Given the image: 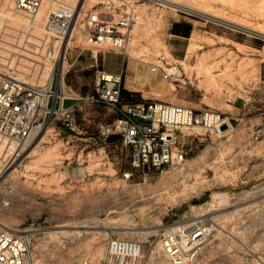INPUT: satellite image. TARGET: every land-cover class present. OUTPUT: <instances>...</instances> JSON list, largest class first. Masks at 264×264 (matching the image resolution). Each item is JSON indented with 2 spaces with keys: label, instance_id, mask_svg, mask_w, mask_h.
Returning a JSON list of instances; mask_svg holds the SVG:
<instances>
[{
  "label": "rangeland",
  "instance_id": "obj_1",
  "mask_svg": "<svg viewBox=\"0 0 264 264\" xmlns=\"http://www.w3.org/2000/svg\"><path fill=\"white\" fill-rule=\"evenodd\" d=\"M96 1L90 0L89 5ZM178 1L236 23L264 26V0ZM14 4L15 0H0V76L12 75L30 84L52 81V87L62 76L64 93L91 91L96 68L91 54H98L99 63L98 51L108 46L78 39L63 45L61 54V44L37 31L35 20L16 10ZM123 52L135 66L126 76L128 85L144 83V94L151 99L215 110L229 117L231 129L223 134L201 132L191 142L185 135L186 167L145 178L136 172L124 181L122 172L129 169L128 150L106 145V139L98 137L97 122L76 116L78 124L85 123L83 127L93 132L88 149H100L94 159L96 165L105 162L98 172L87 168L91 180L84 190L89 189L91 196L85 200L62 199L68 192L79 191L68 177L83 171L77 167H82L84 158L67 155L71 165L63 173L53 167L65 155L55 152L57 148L83 143L76 138L79 135L62 131L55 134L54 124L37 146L32 147L30 141L22 151H18L21 142L0 135L15 143L14 148L0 150V221L11 229L32 233L34 264H81L84 258L90 259V264H99L108 236L139 241L144 252L141 264H171L156 242L172 224L196 220L214 228L249 226L245 235L252 233L255 264H262L264 38L198 13L159 6L143 9V17L132 29ZM159 52L169 63L178 65V80L171 82L142 63L154 60ZM49 56L55 62L45 73ZM210 74L220 84L213 83ZM130 99L140 97L133 95ZM12 158L14 164L3 172ZM13 166L17 170L10 173ZM8 183L13 194L4 205L8 197L3 187ZM213 201L216 203L211 206Z\"/></svg>",
  "mask_w": 264,
  "mask_h": 264
},
{
  "label": "built area",
  "instance_id": "obj_2",
  "mask_svg": "<svg viewBox=\"0 0 264 264\" xmlns=\"http://www.w3.org/2000/svg\"><path fill=\"white\" fill-rule=\"evenodd\" d=\"M89 3L90 0H15L14 7L35 20L42 35L50 36L61 46L63 42L81 39L123 52L132 29L143 17V9L164 6L157 0ZM40 12L43 16L38 19ZM142 63L171 82L180 76L178 65L169 63L160 52L155 53L154 60H142ZM121 83L122 74L99 66L94 70L92 89L85 94L64 93L62 76L53 89L52 81L30 84L3 74L0 76V135L17 143L30 142L41 130L58 122L74 132L78 129V107L76 104L63 105L65 99L103 105L118 115L98 125V137L105 140L115 136L128 148L129 169L122 172V180L127 181L136 172H141L145 178L151 173L162 174L186 167L185 135L191 142L201 132L223 134L232 127L228 116L210 108L196 109L158 99L123 101ZM18 165L21 167L20 163ZM14 170L16 166L10 173ZM3 189L8 197L3 204L8 205L13 188L8 183ZM246 229L249 226L218 225L214 228L205 222L176 224L164 231L156 244L171 264H255L251 249L253 236L249 232L245 235ZM32 237L29 230H10L0 221V264H34ZM143 255L139 241L108 236L98 261L99 264H141ZM90 262L84 258L81 264Z\"/></svg>",
  "mask_w": 264,
  "mask_h": 264
},
{
  "label": "crops",
  "instance_id": "obj_3",
  "mask_svg": "<svg viewBox=\"0 0 264 264\" xmlns=\"http://www.w3.org/2000/svg\"><path fill=\"white\" fill-rule=\"evenodd\" d=\"M98 53H99V58H98L99 63L97 62L98 54L96 53L91 54V58H93V61L95 63L94 66H99L112 73L122 74V83L120 86L121 89L123 90L122 99H130L133 95L140 97V100L151 99V98H148L150 96H147L144 94V91H143L144 83H140V84L138 83V86H130L126 83V76H128V72L134 70L135 68L134 63L130 58H128L123 52H119L113 49L100 50L98 51ZM79 55L80 53L77 54V56ZM69 88L71 87L69 86ZM53 89H55V85L53 86ZM85 93L74 92V94H85ZM49 101H50V104H52L54 101L53 97H51ZM72 104H76L78 107L76 111V116L78 118L84 119L86 120V122H89V121L97 122L98 125L104 122H109L118 115L116 111L110 110L103 105H86L74 99H65L63 101V105L67 106V105H72ZM82 124L83 125L78 124V129L77 131H74V133L79 135L76 138H79V140L81 139L83 143L79 141L77 145L73 144L69 146H64V145L59 146L57 150L55 151V152H59L60 154H65L63 156L64 158H62V161H60L59 163L55 162L53 165V167L58 169L61 173L69 169L71 165V160H68L67 155H70L69 157H71L76 154L77 157L81 156L82 158H84L82 167H77V169L80 168V169H83V171L80 172L79 170L76 172H72V175L68 177L70 183L72 181V183L75 185H78L80 189L79 191H76V192H71V193L68 192L64 194L62 197L63 200H66V199L85 200L89 198L91 196L90 190L89 189L84 190V187L89 185L90 180H91L90 178L91 172L90 171L88 172L87 168L93 167V170L98 172L97 169L99 170L100 167L103 168V165H105L104 161L102 165H96L97 161L94 159L97 158L96 155H97V152L100 153L99 151L100 149L99 150L88 149L89 144L87 143L90 142L91 140L90 138L93 132L83 127V126H86L85 123H82ZM52 128L54 132H56L55 134H59L60 131H62L63 134H68V135L73 134L72 131L65 129L60 122L56 123V125L52 126ZM106 145H109V146L120 145L122 148L125 147L121 144L120 140L115 136L107 138ZM126 150H128V148H126ZM89 155H91L92 159L90 158ZM76 175L77 176L79 175V176L77 177ZM102 178L105 179V177H102Z\"/></svg>",
  "mask_w": 264,
  "mask_h": 264
},
{
  "label": "bare ground",
  "instance_id": "obj_4",
  "mask_svg": "<svg viewBox=\"0 0 264 264\" xmlns=\"http://www.w3.org/2000/svg\"><path fill=\"white\" fill-rule=\"evenodd\" d=\"M157 1H159L161 4H163L164 6H168V7H173V8H177V9H181V10H184V11H187V12H190V13H198V14H200V15H202V16H205V17H207V18H210V19H214V20H216V21H219V22H221L222 24H225V25H227V26H231V27H234V28H237V29H240V30H243V31H245V32H247V33H251V34H255V35H257V36H260V37H262V38H264V26H262L261 24L260 25H251V26H248V25H243L242 23L240 24V23H236L235 21H232V20H229V19H225V17L224 18H222V17H218L217 15H216V13H213V12H208V11H206L205 9L204 10H201V9H198L197 7H195V6H192V5H189V4H187V3H184V2H182V1H178V0H157ZM16 16L17 15H14V17L13 18H15V19H17L16 18ZM42 16H43V12H40V14H38V16H37V18L39 19H41L42 18ZM227 18V17H226ZM230 18V17H229ZM14 20V19H13ZM17 20H19V18L17 19ZM28 20V19H27ZM16 21V20H15ZM25 21V23H26V19H23V22ZM18 22H20V21H18ZM35 22V21H34ZM34 24V23H33ZM35 28V27H34ZM39 29H37V31H38ZM39 33V32H38ZM191 38H193V37H190V39ZM21 39H22V36L19 38V41H21ZM194 39V38H193ZM191 42H193V40L191 41ZM192 44V43H191ZM27 45V44H26ZM63 45H65L64 44V42L62 43V46L60 47V53L62 54V50H63ZM190 45V44H189ZM58 47V46H57ZM239 47V46H238ZM192 48H194V47H192ZM240 48V47H239ZM52 49V48H51ZM54 49V48H53ZM191 49V46H188V50H190ZM55 50V49H54ZM54 50H53V54H54ZM240 50V49H239ZM64 51V50H63ZM191 51V50H190ZM55 52H57V50H55ZM192 53V52H191ZM54 56H55V54H54ZM47 63H46V66H48V67H44V72L45 73H48V71H49V69L51 70L52 69V67H53V65H54V62H55V58L53 57V56H49V57H47ZM64 67V66H63ZM42 73V72H41ZM45 73H42V74H45ZM50 73V72H49ZM14 74H18V73H14ZM47 74H45V76H46ZM210 77H211V81L213 82V83H215V84H217V82H219L218 80H217V78H216V76L215 75H213V74H210ZM48 78H51V73H50V75H49V77ZM50 81V80H49ZM219 84H220V82H219ZM46 131H47V129H45V130H41L39 133H38V135L36 136V138H35V140H33L32 142H31V146L32 147H34V146H37V144H38V142H40L43 138H44V135H45V133H46ZM27 142H29V141H26V142H23L22 143V145L18 148V151H22V150H24V148H25V146H26V143ZM15 147V143L14 142H8L5 138H1L0 137V150H2V148L5 150V149H10V148H14ZM32 151V150H31ZM4 154H6V153H4ZM1 155V154H0ZM3 155V154H2ZM6 159V158H5ZM8 159H10V158H8ZM14 160H15V158H12L10 161H9V163L8 164H6V166L4 167V171L3 172H5V171H7V170H9L11 167H12V165L14 164ZM4 161V160H3ZM18 167H19V165H18ZM10 174V173H9ZM8 174V175H9ZM139 195V194H138ZM131 196V195H130ZM144 196V195H143ZM132 197V196H131ZM134 197V196H133ZM132 197V198H133ZM136 197V196H135ZM137 198H138V196H137ZM145 198V197H144ZM125 200H126V197H125ZM134 200V199H133ZM137 201V200H136ZM120 202H122V201H120ZM112 203H114V202H112ZM124 203V202H123ZM126 203V202H125ZM129 203H130V201H129ZM135 203V202H134ZM215 201H213V203H211V206L213 205H215ZM119 204V203H118ZM122 204V203H121ZM131 204V203H130ZM135 205V204H134ZM121 206V205H120ZM119 205L118 206H116L115 205V208H121ZM129 207V206H128ZM134 207V206H133ZM132 208V207H131ZM114 209V208H113ZM116 210V209H115ZM199 220V219H198ZM196 222H199V221H197L196 220ZM193 223H195V221H190V222H187V223H183L182 225H191V224H193ZM5 226V225H4ZM174 226H176V224H172L171 226H170V228H173ZM6 228H8V229H10V230H14V229H11V228H9V227H7V226H5ZM169 228V229H170ZM63 230H56V232L58 233V232H62ZM74 232H76V233H80V231L79 230H74Z\"/></svg>",
  "mask_w": 264,
  "mask_h": 264
},
{
  "label": "trees",
  "instance_id": "obj_5",
  "mask_svg": "<svg viewBox=\"0 0 264 264\" xmlns=\"http://www.w3.org/2000/svg\"><path fill=\"white\" fill-rule=\"evenodd\" d=\"M189 26V25H188ZM120 92H121V97H122V92L123 90L121 89L120 87ZM123 101H137V100H140V99H137V100H132V99H122Z\"/></svg>",
  "mask_w": 264,
  "mask_h": 264
},
{
  "label": "water",
  "instance_id": "obj_6",
  "mask_svg": "<svg viewBox=\"0 0 264 264\" xmlns=\"http://www.w3.org/2000/svg\"><path fill=\"white\" fill-rule=\"evenodd\" d=\"M225 126H222V128H224Z\"/></svg>",
  "mask_w": 264,
  "mask_h": 264
}]
</instances>
